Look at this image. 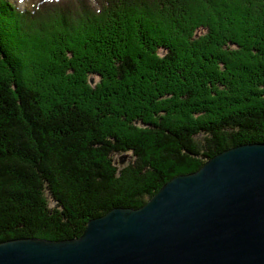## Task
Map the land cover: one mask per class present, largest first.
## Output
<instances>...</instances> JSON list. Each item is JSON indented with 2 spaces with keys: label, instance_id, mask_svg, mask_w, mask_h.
<instances>
[{
  "label": "trees",
  "instance_id": "1",
  "mask_svg": "<svg viewBox=\"0 0 264 264\" xmlns=\"http://www.w3.org/2000/svg\"><path fill=\"white\" fill-rule=\"evenodd\" d=\"M248 143L264 0H0V242L78 238Z\"/></svg>",
  "mask_w": 264,
  "mask_h": 264
},
{
  "label": "water",
  "instance_id": "2",
  "mask_svg": "<svg viewBox=\"0 0 264 264\" xmlns=\"http://www.w3.org/2000/svg\"><path fill=\"white\" fill-rule=\"evenodd\" d=\"M0 264H264V143L214 155L78 238L2 241Z\"/></svg>",
  "mask_w": 264,
  "mask_h": 264
},
{
  "label": "rangeland",
  "instance_id": "3",
  "mask_svg": "<svg viewBox=\"0 0 264 264\" xmlns=\"http://www.w3.org/2000/svg\"><path fill=\"white\" fill-rule=\"evenodd\" d=\"M17 5H19L20 7H23V6H31L36 0H13ZM95 82H96V80H95ZM92 85L93 84H95L94 82H93V80H92V82H90ZM119 159H121V160H123V164L125 163V161H126V159H127V157H123V159L122 158H119ZM121 160H120V162H121ZM123 164H121L120 163V165H123Z\"/></svg>",
  "mask_w": 264,
  "mask_h": 264
}]
</instances>
